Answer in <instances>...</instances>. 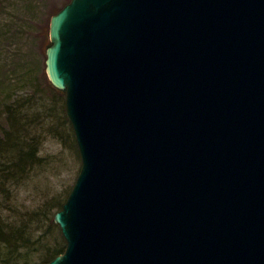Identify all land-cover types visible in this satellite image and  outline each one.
I'll use <instances>...</instances> for the list:
<instances>
[{
    "label": "water",
    "instance_id": "obj_1",
    "mask_svg": "<svg viewBox=\"0 0 264 264\" xmlns=\"http://www.w3.org/2000/svg\"><path fill=\"white\" fill-rule=\"evenodd\" d=\"M49 34L82 165L48 264H264V0H71Z\"/></svg>",
    "mask_w": 264,
    "mask_h": 264
},
{
    "label": "rangeland",
    "instance_id": "obj_2",
    "mask_svg": "<svg viewBox=\"0 0 264 264\" xmlns=\"http://www.w3.org/2000/svg\"><path fill=\"white\" fill-rule=\"evenodd\" d=\"M69 1L0 0V140L18 122L36 145L24 171L10 173V156L0 157V224L22 234L15 246L0 241V264H43L63 245L54 214L82 162L65 91L51 84L45 61L50 19Z\"/></svg>",
    "mask_w": 264,
    "mask_h": 264
},
{
    "label": "trees",
    "instance_id": "obj_3",
    "mask_svg": "<svg viewBox=\"0 0 264 264\" xmlns=\"http://www.w3.org/2000/svg\"><path fill=\"white\" fill-rule=\"evenodd\" d=\"M13 127L15 131L12 133V135L7 136L8 138L6 139L5 143L0 140V157H5V155L10 156L8 159L6 158V161L7 163L11 164V166L8 167V170H10V173L12 174L15 170L18 172L24 171L29 164L36 160V145L30 140V138H28L26 131L23 132L24 129H22L18 122L14 124ZM64 202L60 205L59 210L62 208ZM17 231V228H12L10 232H5V228H3V226L0 224V241L10 244L11 246L20 244L22 240V234L20 233V235ZM3 233L6 235L4 236ZM61 237L63 240V245L56 248V250L54 248V251H51V257L43 262V264H48L53 258L65 251L66 242L62 233Z\"/></svg>",
    "mask_w": 264,
    "mask_h": 264
}]
</instances>
